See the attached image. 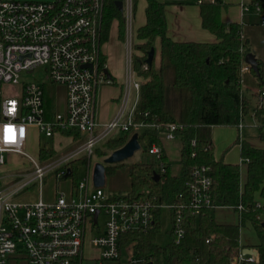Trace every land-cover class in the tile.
Wrapping results in <instances>:
<instances>
[{"label": "built area", "instance_id": "2783aa9c", "mask_svg": "<svg viewBox=\"0 0 264 264\" xmlns=\"http://www.w3.org/2000/svg\"><path fill=\"white\" fill-rule=\"evenodd\" d=\"M250 5L243 3L242 9L246 11ZM254 8L264 23L261 7ZM122 12L127 37L124 92L113 118L101 123L96 116L97 92L102 83L110 81L104 71L106 62L102 61L103 0H0V166L9 163V157L19 155L28 170L0 175V264H9L15 256L27 264L119 263L123 252L130 248L123 246L124 236L152 230L155 211L164 207L177 209L176 241L185 235L182 205L131 197L130 190L106 192L94 183L91 161L101 143L116 137L115 132H131V136L138 133L139 138L140 131L157 126L156 122L135 120L141 85L146 79L138 75L133 65L137 51L133 49L134 0H123ZM40 69L44 73L41 80L35 75ZM250 69L245 62L242 73ZM47 82L56 87L51 117H47L45 108ZM13 101L15 113L9 115ZM10 125L14 126L15 140L7 141L6 128ZM21 125L25 128L23 139L19 134ZM33 128L49 139L40 144L37 157L27 150ZM185 128L181 123H169L161 132V139L181 137ZM57 135L77 144L65 153L50 155L52 149L55 151L50 140ZM149 153L165 165L163 144H153ZM82 157L87 159L85 163L71 164ZM80 167H86L81 178ZM165 171L163 166L162 172ZM47 175L57 183L52 199L43 197ZM37 180L39 198L31 197L38 188L20 195ZM188 185L193 213L198 214L204 207L222 206L212 198L210 166L194 165ZM256 257L257 254H246L240 249L231 264L255 261ZM137 261L130 257L126 264Z\"/></svg>", "mask_w": 264, "mask_h": 264}, {"label": "trees", "instance_id": "16d2710c", "mask_svg": "<svg viewBox=\"0 0 264 264\" xmlns=\"http://www.w3.org/2000/svg\"><path fill=\"white\" fill-rule=\"evenodd\" d=\"M118 1L121 0H103L102 43L108 40L114 20H118L119 36L125 37L126 18L118 8ZM146 1V23L137 28L138 41L133 45L137 50L133 56L134 69L146 79L141 85L134 116L136 121L156 122L157 126L140 131L143 161L131 164L118 162L108 165L106 172L113 171L117 165L128 167L131 179L129 196L149 198L159 204L182 205L185 235L176 241L174 222L177 209L169 208L172 222L170 241L161 246L157 235L162 226V210L158 208L152 230L124 236L123 246L132 247L138 259L131 264H231L244 248L241 245V227L247 222L252 223L259 237V243L253 248L257 257L255 261L243 260L239 264H264V207L256 200L257 192L264 197V147H256L239 137L233 142L240 144L241 157L247 161V177L242 183L240 164L227 162L224 156L216 158L210 141L212 126H239L249 112L253 95L256 96L246 94L241 85L245 56L251 52L249 41L243 37L241 24L233 22L226 25L222 21L223 0H202L199 3L202 25L216 35V42L174 40L167 33L165 7L167 3L176 1ZM251 5H259L264 13V0H251ZM136 6L137 0H134V13ZM158 37L161 42L160 61L157 64L154 59L148 64V52ZM257 60L260 73L256 74L252 69L251 72L258 78L260 86H264L263 62L259 58ZM45 108L47 117H51L55 107L47 91ZM253 110L259 137L264 141V107L256 103ZM169 123L186 126L180 132L182 149L178 175L171 173L166 154L163 155V165L149 153L153 144H162L161 132ZM131 134L124 132L106 140L105 152L122 147ZM75 137L77 139L78 134ZM192 139L196 140L194 144ZM97 152L102 153L100 149ZM55 154L52 149L50 155ZM86 161L82 157L71 164L77 166ZM201 164L210 166L213 201L233 207L239 213V223L217 222L211 207H204L198 214L193 213L189 206L188 183L193 166ZM163 166L165 172H162Z\"/></svg>", "mask_w": 264, "mask_h": 264}, {"label": "crops", "instance_id": "0c3cea01", "mask_svg": "<svg viewBox=\"0 0 264 264\" xmlns=\"http://www.w3.org/2000/svg\"><path fill=\"white\" fill-rule=\"evenodd\" d=\"M168 1V0H160ZM210 1V0H205ZM224 3L221 7V19L228 25L230 23H239L242 26L243 37L248 39L251 52L256 55V58L261 59L263 62V74H264V23L261 21L260 14L255 10V8L250 7L248 10L242 9V4H251V0H223ZM147 5L146 0H137L136 11L134 13V20L136 22V27H134V33L136 34L137 28L146 23V13L145 8ZM166 13V22H167V33L168 35L176 41H197V42H216L218 39L214 33L204 28L202 25V17L200 13V4L199 2H188V1H176L172 3H167L165 7ZM133 20V21H134ZM117 23V32L116 40L126 42V34L124 39L119 36L118 31V20H114L113 23ZM112 23V24H113ZM112 28V26H111ZM111 31V29H110ZM110 36V34H109ZM109 39V38H108ZM108 41V40H107ZM106 41V42H107ZM138 40H136L137 42ZM104 42V43H106ZM103 43V44H104ZM127 46V44H125ZM160 38L158 37L155 41V60L158 64L160 61ZM112 46H110V51L112 53ZM104 58L106 62V67L110 73V81L102 83L97 92V107H96V116L97 120L101 123L107 122L113 118L117 112L122 94L124 92L125 78H119L122 73L116 69L114 63H109V55L106 48H103ZM137 52V51H136ZM112 61V60H111ZM126 75V74H125ZM242 89L246 94L253 95V98L256 100V103H260L264 107V95L261 93L264 91V86H260L259 80L250 70H245L242 73L241 81ZM252 117L255 120L256 127L258 129L257 133L245 131V126L243 120L241 126H223V125H214L210 128V141L214 146V152L216 158L224 156L227 162L239 163L241 168V179L242 183L245 182L247 177V161L241 157L240 144L233 143L238 137L240 140L246 139L252 145L256 147H264V141L259 137V127L258 121L254 115V110L252 112ZM176 139L180 140V158H181V149H182V140L181 137ZM165 139H162V144L165 149V154L167 161L170 164L171 173L173 175H178V173L173 172V166L170 163V152L167 148V143L164 142ZM171 142L170 140L168 143ZM233 143V145H231ZM231 145V146H230ZM230 146V147H229ZM180 160V159H179ZM256 200L258 204L264 207V197L260 195L259 192L256 194ZM218 209L217 215L220 219H216L219 223H231L237 224L240 221L239 213L231 206H218L214 210ZM162 214H163V209ZM213 210V211H214ZM231 210L234 212L233 220L226 219L227 211ZM161 214V215H162ZM264 218V214H263ZM250 225V230L246 233L244 228ZM259 243V237L257 232L251 222H247L244 226L241 227V245L245 247L254 248V245ZM243 248V249H244ZM9 264H27L25 259L19 257H12Z\"/></svg>", "mask_w": 264, "mask_h": 264}, {"label": "rangeland", "instance_id": "374dc122", "mask_svg": "<svg viewBox=\"0 0 264 264\" xmlns=\"http://www.w3.org/2000/svg\"><path fill=\"white\" fill-rule=\"evenodd\" d=\"M28 1H45V0H28ZM191 2H197V0H191ZM250 7L254 8V5H250ZM134 20V19H133ZM136 27V22L135 20L133 21V30ZM116 32H117V23L112 24V28L110 31V36L109 39L106 43L102 45V48H106L108 51V57H109V63H114L116 69L119 70L122 75L119 77H123V79L126 77V58H127V37H126V42L125 44L123 41H118L116 40ZM134 41L136 42L137 37L136 34L134 33L133 36ZM132 40V39H131ZM110 46H112V53L110 51ZM134 49V48H133ZM112 60V61H111ZM35 75H38L39 79L43 78L44 73L43 70L40 69L38 70ZM32 78V75L29 76V78ZM125 83V82H124ZM46 90H47V96L50 98V100L55 104V99H56V87L54 84H49L47 82L46 84ZM63 91V89H61ZM60 91L61 97L63 95V92ZM256 105V100L252 98V101L250 103V109L249 112L244 116L243 118V124L245 126V131L257 133L258 129L255 124V120L252 117V112L253 108ZM55 107V105H54ZM59 108H63V102L61 100ZM223 126H229V125H223ZM234 127V126H231ZM122 132H115V136L121 135ZM49 141V139L45 138L44 135H42L40 132H37V129L33 128L30 133L29 141H28V146L27 150L28 152L34 156L37 157L39 153V148L40 144H43L45 142ZM169 140H164L165 143H167V148L168 151L170 152V163L173 166V172L178 173L179 167H180V140L179 139H173L170 140L171 142L168 143ZM50 144L55 146V155H60L62 153H65L69 150H71L77 142H74L70 138L62 137L61 135L55 136V138L50 140ZM100 150L102 153H98L93 156L92 161H91V169H94V166L97 162H103L105 157L108 155V152H105V144L101 143ZM144 160V153L142 150L136 151L131 157L125 159L123 162L126 164H131V163H136V162H141ZM26 164L23 162V158H21L19 155H13L9 157V163H7L4 166H0V175H5L7 173H13V172H25L28 171L24 166ZM110 165H116V164H110ZM108 165H106L107 167ZM32 168L34 166L32 165ZM30 170V168H29ZM86 167H80L78 171V177H82L85 174ZM52 177H49L47 175L44 179V185L42 187L43 191V197L45 199H52L53 198V189L55 185H57L56 181L54 179H51ZM62 185V184H61ZM64 185V184H63ZM40 187V181L37 180L34 183L31 184L30 187L24 190L23 193H25L28 190H34L36 188ZM103 188L106 192H120V193H127L131 189V179H130V174H129V168L128 167H123V166H115L113 171H108L105 174V184L103 185ZM23 197V196H22ZM32 198H39V188L36 190L34 194L31 196ZM227 211V218L226 219H231L233 220L234 212L231 210H226ZM215 217L217 219H220L219 216L217 215L218 209L213 211ZM233 215V216H232ZM172 226L170 214H169V208L164 207L163 208V214H162V226L159 234L157 235V242L161 246H165L168 244L170 241V234H169V229ZM250 225L244 228L245 233L250 230ZM89 246V243L87 244V247ZM130 257L135 258L133 254V248L130 247L129 249L125 250L122 255L121 261L114 262V263H108V264H126L127 259ZM164 264H166L164 262Z\"/></svg>", "mask_w": 264, "mask_h": 264}, {"label": "water", "instance_id": "95a60500", "mask_svg": "<svg viewBox=\"0 0 264 264\" xmlns=\"http://www.w3.org/2000/svg\"><path fill=\"white\" fill-rule=\"evenodd\" d=\"M171 1H189V0H171ZM118 8L123 11V0L117 2ZM155 47L153 46L149 52L146 62L151 64L155 59ZM245 62L250 66V68L256 73L259 74V66L256 55L252 52H249L245 56ZM107 76H110L109 70L105 68L104 70ZM141 148V143L138 138V133H134L131 138L124 144L122 147L117 148L109 154L103 162H97L94 167V183L97 186H103L105 184V174H106V165L115 164L122 162L125 159L131 157L137 150ZM159 178V175H156ZM264 225V222H263ZM243 252L246 254H257V251L251 247H245Z\"/></svg>", "mask_w": 264, "mask_h": 264}, {"label": "clouds", "instance_id": "9594fccd", "mask_svg": "<svg viewBox=\"0 0 264 264\" xmlns=\"http://www.w3.org/2000/svg\"><path fill=\"white\" fill-rule=\"evenodd\" d=\"M12 104H13V107H12V110L10 111L9 115H13L15 113V101H13ZM13 127L14 126L10 125L6 128V133H7L6 140L7 141L15 140V133L13 131ZM19 134H20V138L23 139V136L25 134V128L23 125H21L19 128Z\"/></svg>", "mask_w": 264, "mask_h": 264}]
</instances>
